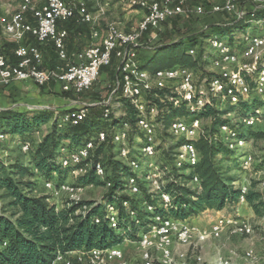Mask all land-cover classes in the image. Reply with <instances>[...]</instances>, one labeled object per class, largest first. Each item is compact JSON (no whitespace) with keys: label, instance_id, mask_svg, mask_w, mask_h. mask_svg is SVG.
Instances as JSON below:
<instances>
[{"label":"built area","instance_id":"built-area-1","mask_svg":"<svg viewBox=\"0 0 264 264\" xmlns=\"http://www.w3.org/2000/svg\"><path fill=\"white\" fill-rule=\"evenodd\" d=\"M130 1L131 6L145 10L138 25L126 30L121 22L109 24L104 41L93 42L79 51L76 61H70L65 43L69 33L66 28H60L59 23L78 16L82 22L92 26V38L99 39L100 31L95 26L96 17L90 11L87 0H18L16 9L8 5L4 13H0V34L6 35L19 45L15 49V62H8L4 55H0V86H9L17 81H31L37 86L56 82L63 92L79 95L91 89L103 67L110 65L113 57H116L119 60L117 88L112 91L108 100L100 103L104 107L103 118L106 121L111 120L115 105L113 97L117 95L116 90L120 87L119 96L133 106L135 121H131L128 110L119 101L117 105L123 110L116 117L117 123L109 124L110 131H93L75 148L62 146L59 162L62 169L69 170L76 177L94 169L108 190L112 185L108 179L109 172L103 162L94 157L98 147L112 142L116 144V158L128 167V173L122 175L123 193L138 199L142 194L141 182L153 183L154 188L147 192L154 195L168 181L166 175L170 170L169 164L165 163L159 169L153 162L158 153L159 130L168 132L176 143L183 139L174 149L176 166L193 167L200 159L195 140L205 132L202 118L198 115L205 108L214 107L222 111L230 105L234 108L226 112L225 116L231 118L238 111L241 113L243 103L258 101L259 107L240 116L242 123L247 126L259 122L264 114V34L240 31L227 40L207 38L203 59L210 69L206 72L188 66L153 71L145 68L139 53L147 47L144 35L152 31L149 36L156 38L154 31L160 29L166 21L189 14L225 15L229 17L227 21L216 25L230 26V30L235 29L241 21L254 22L261 27L264 26V17L256 18L255 15L264 9V0H223L209 7H191L188 0ZM104 10L101 7L100 14H104ZM27 38H34L39 44H51L64 64L45 68L39 45L32 42L22 44ZM189 53L196 55L194 48ZM160 104L168 106L161 108ZM97 105V102L84 103L83 107L71 108L55 118H58L60 127L75 126L88 117L91 107ZM169 105L172 108L184 106L191 114V121L177 118L168 126L163 125L165 111H170ZM221 133L225 135L230 150L240 151L246 145L247 139L232 124L222 125ZM131 135L138 136L136 145H132ZM11 138L18 140L21 152L28 155L31 143L22 140V136L10 134L3 129H0V149ZM242 158L243 168L249 169L252 156L247 154ZM146 169L147 174L141 177L140 173ZM34 171L37 172V169L34 168ZM258 171L264 175V165ZM190 181L196 184L195 187L200 184L196 175ZM44 186L47 190L54 191L55 195L66 191L70 194L71 201H78L80 199L76 192L87 185L56 183L53 179H45ZM247 191L246 186L241 187L239 203L245 201L244 194ZM160 198L162 200L158 207L168 209L171 196L161 193ZM122 207L138 227L135 237H127L121 227L125 221L121 214V205L116 201H107L104 216L110 227L120 235L119 242L104 248L59 252L52 264H206L202 249L208 241L220 239L230 229L245 235H252L255 231L249 221L239 214L213 216L206 212V218L214 217L210 227L206 228L191 218L156 213L157 206L146 201L139 205L149 213L144 221L140 218L139 208H132L129 200H123ZM96 222L99 223L100 218H96ZM131 248L135 250L134 256H129ZM209 264H260V257L254 249L249 248L239 261L232 256H217ZM261 264H264V257Z\"/></svg>","mask_w":264,"mask_h":264},{"label":"trees","instance_id":"trees-1","mask_svg":"<svg viewBox=\"0 0 264 264\" xmlns=\"http://www.w3.org/2000/svg\"><path fill=\"white\" fill-rule=\"evenodd\" d=\"M255 16L256 18L264 17V9L257 12ZM181 17L171 18L174 29H178L177 24ZM72 20L74 18L68 21ZM184 21L188 22L189 20L184 19ZM60 24L59 27L64 28ZM218 27L230 28V26L216 25L210 31L204 29L201 32L184 35L176 40L171 38L167 41H161L147 47L149 51L142 59L156 61L154 66L148 68L151 71L176 66H188L195 70H201L207 64L203 59L204 39L208 32ZM150 32L152 31L144 35L145 39ZM30 40L41 48L44 57L43 66L45 68L55 67L56 56L48 60L51 62H48L47 65V56L49 54L52 56L54 47L51 44H39L34 38ZM27 42L28 40L25 39L22 44ZM185 43L189 44V49L198 47L195 56L191 55L189 50H180V46ZM18 45L17 42H4L0 45V55H4L8 62H15V49ZM139 53L141 58L143 49ZM114 60L116 59L113 57L108 66H112L109 67L110 79L116 82L119 74L117 62ZM45 86L39 87L44 88ZM114 89L113 87L111 91ZM119 92L120 87L116 90L117 95H120ZM64 93L66 96L71 95V92ZM121 99L124 107L128 110L131 121L134 122L136 114L133 106L128 100ZM98 106L90 108L88 117L82 123L62 127L59 126L58 118H55L49 110H5L0 112V129L13 135L27 137L50 123L48 132L41 139L31 144L28 153L29 165L18 162L11 166L0 164V189L4 190L2 198L7 200L3 207L0 205V264H52L59 252L82 248H104L118 243L120 235L110 227L104 216L107 201H116L121 205V214L125 218L121 227L125 230L127 237H135L138 227L134 225L131 217L122 207L123 200H129L132 208H139L138 212L142 221L149 216V213L139 207L140 203L145 201L157 206L156 213H164L183 219L197 216L207 209L221 210L229 202L234 204L240 202L241 186L235 185L236 179L233 176H228L222 167V161L232 157L233 154L224 140L225 135L221 133L222 125L231 124V120L225 116L226 112L234 108L230 105H227L222 111L214 107H207L198 115L201 118H211L212 122L209 126L204 127L205 132L199 139L195 140V145L200 153L199 162L195 166L182 168L176 166L173 155L174 149L182 143L183 139L168 150L167 161L170 168L166 175L168 181L161 186L158 193L154 194L155 197L145 189H142V194L138 199H133L123 193L122 175L128 173V167L121 160L115 159L113 152L115 145L112 142L104 143L98 147L94 157V159L103 162L109 172L108 179L112 182L111 187L108 188L103 197V201H70L58 209L55 204L49 202L48 196L34 195V183L26 181L24 178L33 173L34 168H36L39 176L53 179L54 174L60 173L58 182L62 180L63 172H69V170L63 171L58 161L60 148L64 146L65 141L70 142L68 148H75L102 125L105 121L103 118L104 107ZM160 106L166 108L168 105L160 104ZM259 106L258 101L251 104L243 103L241 114H249ZM169 107L170 111H165V124L167 126L177 118L189 119L191 117L184 106L172 108L169 105ZM111 120L113 123L118 121L113 118V115H111ZM232 126L236 127L235 125ZM240 135L244 137L246 132L240 131ZM263 136V132H252L249 138ZM235 160L238 162L237 159ZM240 164L242 167L243 161H240ZM262 164L264 165V159ZM194 175L198 177L200 184L192 189L187 185V182ZM76 178L75 184L104 185V181L98 178L94 169H89L87 173ZM161 193H167L171 196L168 209L158 207L162 200L160 198ZM244 196L245 201L253 208L257 216L264 215V194L256 190L255 185L251 186ZM8 210H12L10 216L6 215ZM96 218H100L99 223L96 222ZM5 242L6 244H4Z\"/></svg>","mask_w":264,"mask_h":264},{"label":"rangeland","instance_id":"rangeland-1","mask_svg":"<svg viewBox=\"0 0 264 264\" xmlns=\"http://www.w3.org/2000/svg\"><path fill=\"white\" fill-rule=\"evenodd\" d=\"M71 2H78L79 0H69ZM92 1V0H91ZM189 5L195 6V5H202L205 7H209L213 3L221 2V0H188ZM16 0H0V13H4L5 8L10 5L12 9L16 8ZM100 5L95 3H89L90 11L95 15L96 22L95 26L97 25H104L103 27H106V24H111L113 22H121L125 28H132L136 25L137 22L141 20V12H139V7L131 6L130 0H99ZM95 5V7H94ZM104 7V14H100V8ZM229 17L219 14V15H205V16H198L196 14H189L186 16H182L181 20H178V29H174L173 21L170 19L166 23H164L160 29L154 31V34H157L156 38H152L149 36V38L145 39L144 42H146L147 47H151L161 41H167L168 39H178L179 37H182L187 34L191 33H197L203 31L205 28H207L209 31L212 27L216 26L218 23H224L227 21ZM184 19L189 20L188 22H185ZM105 29V28H104ZM127 30V29H126ZM240 31L243 32H250L252 34H264V26H258L254 22H248L241 21L237 23L236 28L233 30H230V28H215L211 32H208L204 39V43L207 38L209 37H218L219 39H229L231 35L238 33ZM166 32V33H165ZM159 35V36H158ZM152 38V39H151ZM6 41L15 42L11 38L7 37L4 34H0V45H2ZM143 49V53L141 55V63L145 68H150L156 64V61H148L143 60V56L148 53V48ZM190 46L188 43H185L184 45L180 46V50L182 51H188ZM195 49V54L198 52V47H193ZM191 48V49H193ZM55 57L54 53L49 54L47 56V65L48 61ZM116 59V57H114ZM116 61V60H114ZM109 67L112 66H104L102 72L100 73V76L94 86L92 87L91 91L85 94H80L82 97V100H84L85 104L91 103V102H97L100 106V103H103L104 101L108 100L111 90L114 88H117V84L115 81H112L110 79L109 73L111 72ZM210 67L208 65H204L203 68L200 70L201 72L209 71ZM199 71V70H198ZM96 92H99V94H96ZM121 93V91L119 92ZM76 94L71 93L70 96H66L65 93L61 90V87L58 83H51L46 85L44 88L39 87L35 85L34 83H30L29 85L24 84H18V85H9L6 87H0V112L5 110H13V111H29V110H49L51 111L54 116L60 115L61 113L71 109V108H80L83 107L84 104L81 106L68 105L67 100L73 99ZM77 96V95H76ZM122 101L121 97L119 95H115L113 97V103L115 104L112 108V115L113 118H116L120 115L123 108H120L117 103ZM98 106V107H99ZM229 107V106H228ZM227 107V108H228ZM230 108V107H229ZM90 112V111H89ZM166 116V115H165ZM241 113L238 111L234 116L229 118L231 120V124L235 125L236 128L239 131H245L246 135L244 136L247 139L246 145L240 150V151H234L232 157H228L222 161V167L223 171L226 172L228 176H233L234 179H236L235 185L246 186L248 189L251 188V186L255 185L256 190L262 192L264 194V175L261 174L258 170L263 166L262 162L264 159V136L260 138H249L250 134L252 132H263L264 133V114L263 117H261L260 121L254 124L253 126H247L244 123H242V120L240 118ZM117 119V118H116ZM192 117L188 119V122H190ZM212 119L211 118H202V123L204 127H207L211 124ZM109 123H113L111 120L110 122H107L106 120L103 121L102 125L96 129H106L107 131H110L111 128L109 126ZM163 125L165 124V118L163 119ZM110 127V128H108ZM50 128V124L42 126L38 133L35 132L33 135H29L25 138L22 136V140H26L30 142L31 144L33 142L38 141L45 135ZM94 130V131H96ZM21 136V135H20ZM158 153L153 158V162L155 165L159 166V169L163 168V164L168 163L167 155L168 150H170L176 142L174 141V138L165 130H159L158 133ZM226 137H224V140ZM131 141L132 145H136L138 141V136L131 135ZM70 142L65 141L64 146L67 147ZM116 146V144H114ZM118 148V147H117ZM118 149H116L117 151ZM114 155L116 158V152L114 149ZM250 154L253 158L252 165L249 169H244L243 166L241 167L240 161H242V157ZM60 158H58L59 161ZM238 162H236V160ZM20 163V164H26L29 165V155L24 154L21 152L19 148V141L16 139H9L7 142L4 143L3 146H1L0 149V164L5 165L7 163V166H11L14 163ZM144 162V161H143ZM63 171H66V169H63ZM153 171H158L157 169H153ZM147 174V169L145 171H142L140 173V176L143 177ZM62 180L58 179L60 177V173L54 174L53 180L56 183H69V184H75L76 183V176L71 174L70 172H63ZM161 177H163V174H161ZM46 178L39 176L37 172L33 171V173H30L27 175L24 180L30 181L31 183H34V191L33 194L37 196H48L49 202L52 204H55L58 209H61L64 205L69 203L71 201V196L68 192H61L58 195L54 194V191L47 190L44 186V180ZM150 181V180H148ZM142 189H145L148 191V189L154 188L153 183L151 182H141ZM187 185L191 187L192 189L195 188V183L189 181L187 182ZM107 188L105 185H87L82 187V189L78 190L76 192L77 197L80 200H90L95 202H101L103 201L104 195L107 193ZM4 194V190L0 189V205L3 207L7 200L5 198H2V195ZM239 205V207L237 206ZM225 213H241L243 218L247 219L249 223L254 227L255 231L252 235H245L240 233L232 232V230H228L223 234V236L220 239H212L208 241L203 249L202 254L204 256L206 264H209L210 261L215 259L217 256H223V257H234L236 260H241L244 253L247 249L252 248L256 251L258 256L260 257V264L263 262L264 257V242H263V236H264V221H263V215L257 216L253 210V208L244 201L243 203H227ZM239 208V211L237 212V209ZM211 209H207L204 212H202L203 215H206V212H208ZM216 210V209H215ZM12 210H8L6 215L10 216ZM210 213V211H209ZM215 215L214 213L212 214ZM207 219V218H206ZM135 250L131 248L129 251V256H134Z\"/></svg>","mask_w":264,"mask_h":264},{"label":"crops","instance_id":"crops-1","mask_svg":"<svg viewBox=\"0 0 264 264\" xmlns=\"http://www.w3.org/2000/svg\"><path fill=\"white\" fill-rule=\"evenodd\" d=\"M16 1H17L16 2V7H17L18 0H16ZM222 1L223 0H221V2ZM91 2L92 3H95L96 2L98 5L101 4V3H99V0H96V1L95 0L94 1L87 0L89 9H90V7H93V6H89V3H91ZM195 6H198V5H195ZM94 7H95V5H94ZM139 12H141V14H142V16H141V19H142L143 18V15L145 13V10L140 8ZM217 15H219V14H217ZM214 16H216V15H214ZM138 23L139 22H137L134 27H136L138 25ZM60 25H61V27H64V28H67L68 29V33L69 34H68V37L65 40V43H66L67 51H68V54H69V57H70V61H76V54L79 51H81L82 49H84L87 46L91 45L93 42L102 43L104 41V39H105L106 31H107V28H108V24H106V27H103L104 25H102V24L97 25L96 28L100 31V38L95 40V39L92 38V26L90 24H87V23L82 22L80 20V17H78V16L75 17L74 20H72V21H63V22H61ZM123 27H124V25H123ZM134 27H132V28H134ZM132 28H125V29L130 30ZM148 38H149V35H147V39ZM30 39L31 38H27L26 40H28V42H32ZM53 53L57 57V59H56V66L55 67L64 64L58 58L57 52H56L55 49H54ZM116 62H117V71H118L119 60L117 58H116ZM55 67H53V68H55ZM24 83H26V85H29L30 83H33V82H31V81H23V82L17 81V82H14V83L10 84V85H18V84H24ZM49 84H51V83H49ZM94 84H93V86H94ZM0 87H6V86H0ZM92 87H91V89H92ZM91 89H89L88 91H85V92L81 93V95L90 92ZM111 93H110V95H111ZM96 94H99V92H96ZM76 95H75V97L73 99H71V100L68 99L67 100V104L68 105L75 104L76 106H81L82 104H84L85 101L82 100V97L83 96H81L80 94L77 95V96ZM23 138H25V137H23ZM238 204H240V203H238ZM237 206L239 207V205H237ZM209 211H210L211 214L214 213L215 214L214 216H216L218 214H225L226 208H223L221 210L211 209ZM238 211H239V208L237 209V212ZM226 214H230V213H226ZM234 214H239L240 216H243L241 213H234ZM213 219H214V217L207 218L206 219V215H203V217H202V214H199L197 216L191 217V220L192 221H194V222L200 224L202 227H206V228L210 227L211 222H212ZM212 261H214V259ZM212 261H210V262H212Z\"/></svg>","mask_w":264,"mask_h":264}]
</instances>
